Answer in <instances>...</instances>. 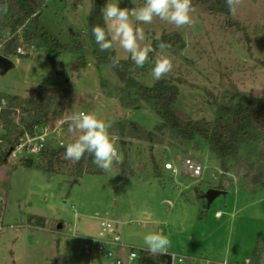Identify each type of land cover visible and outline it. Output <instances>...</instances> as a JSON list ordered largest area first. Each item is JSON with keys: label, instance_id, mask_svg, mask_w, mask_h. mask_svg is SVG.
<instances>
[{"label": "rangeland", "instance_id": "374dc122", "mask_svg": "<svg viewBox=\"0 0 264 264\" xmlns=\"http://www.w3.org/2000/svg\"><path fill=\"white\" fill-rule=\"evenodd\" d=\"M100 1L102 8L109 2ZM110 2L131 8L142 5L143 0H135V5L132 0ZM46 4L41 26L62 43L71 44L74 36L79 35L77 41L85 47L86 69L74 73L77 55L64 54L59 62L65 76H60L45 51L34 46L30 58H11L13 67L0 74V94L34 98V91L41 86L68 91L65 123H56L67 139L55 133L53 148L60 147V140L65 147L79 135L67 133L70 116L75 112H91L109 123L132 121L147 131L160 124L161 118L151 107L125 109L116 98L102 91L101 81L113 87H120L121 83L108 65L98 64L92 55L87 24L92 0H46ZM192 19L190 26L180 29L159 19L138 25L144 30L145 46L152 47L153 39L175 31L186 42L181 55L160 51L152 61L154 66L161 55L169 56L174 67L165 78L184 81L179 85V111L194 120L213 121L215 101L230 92L237 90L264 99V0H241L236 14L230 18L194 11ZM114 47L121 60L129 59L118 43L114 42ZM140 81L148 87L156 82L151 71ZM114 140L122 162L126 156V175L119 170L121 162L104 176L88 175L74 183L65 175V165L59 169L61 173L48 174L42 167L43 160L37 157L39 154L33 157L32 168L19 165L26 159L16 165H1L0 224L17 226L24 221L27 227L3 229L0 264H111L97 258L92 248L91 240L98 235L102 221L114 223L122 242L139 252L146 249L147 233L162 231L171 241L167 253L171 256H204L243 263L258 250L264 257V189L255 190L246 181L229 175L234 185L227 188V195L216 197L211 204L203 198L192 203L186 197L188 190L200 188L205 194L220 182L222 171L215 154L207 148H181L169 141L151 147L148 143L125 140L124 149L123 141ZM0 146L2 161L8 146L4 142ZM187 157L205 167L200 182L183 173L182 161ZM153 161L159 166L160 179L155 177ZM167 162L176 165L179 177L166 171ZM30 216L45 218L46 228L28 226ZM60 225L62 228H58Z\"/></svg>", "mask_w": 264, "mask_h": 264}, {"label": "trees", "instance_id": "16d2710c", "mask_svg": "<svg viewBox=\"0 0 264 264\" xmlns=\"http://www.w3.org/2000/svg\"><path fill=\"white\" fill-rule=\"evenodd\" d=\"M192 2L195 11L201 14L220 15L226 18L232 16L224 0H192ZM45 10H47L46 0H0V15L3 17L0 27L9 29L12 33L18 28H23L24 43L42 48L51 66L60 76H65L60 68V58L68 53L77 55L72 71L80 73L86 69L87 63L84 56L85 47L77 41L79 35L74 36L75 39L71 44L62 43L52 36L40 23ZM101 10V1L92 0L91 11L87 18L92 55L98 64L108 65L121 83L120 87H113L109 82L101 81L102 91L108 97L116 98L125 109H141L149 106L162 121L152 131H147L138 123L128 120L114 122L109 129L110 135L121 142L136 140L148 143L151 147L164 145L169 141L170 144L181 148L192 147L195 150L207 148L216 155L223 172L215 189L227 192V188L234 185L229 175H233L234 179L246 181V185L255 190L264 189V99L243 95L236 90L228 93L223 99L215 101L216 117L213 121L192 119L177 108L181 88L179 85L184 83L183 80L163 78L151 87L140 81L141 77L151 71L152 61L160 51L181 55L186 49L182 34L178 31L163 33L159 39H153V51L149 54V62L143 68H136L130 58L120 59L118 66H110L109 58L117 56L114 43L112 50L100 51L91 31L94 25L104 26ZM160 41L169 44L170 48L157 47ZM17 44V36H14L5 46L3 54L6 57L16 56ZM3 99L7 101V107L0 112V123L4 131L0 134V141L6 143L8 147L1 157L0 165L6 164L8 151L15 147L24 135H32L38 126L49 123L52 126L64 119L68 91L63 87L41 86L36 91L34 99L0 94V103ZM122 147L125 149L124 144ZM65 150L66 146L58 148L50 146L39 153L38 157L43 160L42 167L48 174L61 173L59 169L63 165L67 166L65 175L73 180H80L88 175L106 174L92 163L91 155L86 153L79 162H71L63 158ZM243 152L245 155L242 154ZM32 164V160L24 162V166L27 167H31ZM126 165L128 162L125 156V161L119 167L123 175H126ZM153 168L155 177L160 179L161 173L155 161ZM193 192L196 200L204 196L200 188L194 189ZM204 201L206 202L205 199ZM28 224L45 229L47 220L43 217L30 216ZM258 254L256 250L252 257L255 264L259 261ZM170 258L169 254L154 255L146 250H140L136 262L137 264H170Z\"/></svg>", "mask_w": 264, "mask_h": 264}, {"label": "clouds", "instance_id": "9594fccd", "mask_svg": "<svg viewBox=\"0 0 264 264\" xmlns=\"http://www.w3.org/2000/svg\"><path fill=\"white\" fill-rule=\"evenodd\" d=\"M229 13L235 15L241 0H224ZM135 5V0H132ZM104 26L94 25L91 29L98 49L102 52L113 49L116 42L129 54L136 68H143L149 62L152 47L143 45L145 33L139 24H151L155 19L166 22L176 29L190 26L195 11L192 0H143L142 5L131 8L120 7L119 3L107 2L102 8ZM134 18V21L133 19ZM159 39V38H157ZM160 49L170 48L166 42L157 44ZM110 66L120 64L119 56L109 58ZM173 62L167 55H161L154 62L151 75L160 81L173 70ZM111 123L91 112H75L70 116L68 134H76V139L66 145L63 158L79 162L85 154L92 156V163L100 170L107 172L114 164L122 162L115 140L109 133ZM146 251L151 254H167L171 247L170 239L162 231L150 232L144 236ZM183 258H181L182 264ZM250 264V261L246 262Z\"/></svg>", "mask_w": 264, "mask_h": 264}, {"label": "built area", "instance_id": "2783aa9c", "mask_svg": "<svg viewBox=\"0 0 264 264\" xmlns=\"http://www.w3.org/2000/svg\"><path fill=\"white\" fill-rule=\"evenodd\" d=\"M17 36V50L16 56H26L30 55L31 50L35 47L33 44H26L23 41V28H18L15 33L6 28H0V54L4 55L5 46L10 40ZM5 56V55H4ZM7 107V101L2 100L0 103V112ZM19 115V110H17ZM0 129L2 125L0 123ZM51 131L48 126H38L35 128L32 135H24L20 138L18 144L12 147V151H8L6 155V162L9 165H16L21 159H26L31 157V155H37L48 147H52ZM62 139H65L64 137ZM59 146L63 147L64 143L60 140ZM165 169L174 177H179L180 171L175 164L167 162L165 164ZM183 173L188 174L191 179L200 182L203 178L205 167L201 163H197L194 159L187 157L182 161ZM223 175V172H221ZM217 180V178H215ZM221 214H218L220 216ZM11 229H15V226H11ZM5 229L4 226L0 225V234ZM121 234L118 233L114 223L111 221H102L100 223V230L98 235L93 238L92 248L93 252L97 258L110 262L111 264H128L130 262L136 261L140 254L139 250L135 248H129L121 240ZM171 256V255H170ZM181 258H183L182 264H246L250 261V264H255L253 260L247 259L243 263H235L231 261H221L217 262L214 260L204 259V258H186L171 256L170 264H181Z\"/></svg>", "mask_w": 264, "mask_h": 264}, {"label": "crops", "instance_id": "0c3cea01", "mask_svg": "<svg viewBox=\"0 0 264 264\" xmlns=\"http://www.w3.org/2000/svg\"><path fill=\"white\" fill-rule=\"evenodd\" d=\"M18 56H12V57H9V59L11 60V58H17ZM30 58V57H29ZM17 59H19V58H17ZM37 91V90H36ZM36 91H34V92H36ZM10 95H14V96H19V97H22V98H26V97H23V96H20V95H16V94H10ZM35 96H36V93H35ZM35 98V97H34ZM34 98H26V99H34ZM57 122H60L61 124H63V123H65V120L63 119V120H61V121H57ZM56 122V123H57ZM56 123L54 124V125H50V123L49 124H47V125H44V126H48L49 128H50V131H51V137H50V139L52 140V136L55 134V133H57L58 132V136H59V138H61V136H62V138L64 137L65 138V140L67 139V134L66 133H61V131L62 130H60V129H57V127H56ZM113 139H115V138H113ZM2 144V141H0V145ZM0 148H1V146H0ZM34 156H36V155H31V157H29V158H26V161L27 160H32L33 161V164H32V166L31 167H27V166H24V163H20L19 165L20 166H24V167H27V168H32L33 167V165L35 164V158H33ZM37 157H38V155H37ZM7 163V162H6ZM7 165V164H6ZM9 165V164H8ZM0 167H1V165H0ZM15 168H16V166H15ZM79 181V180H78ZM77 181V182H78ZM77 182H74V183H77ZM189 192H188V195L191 193V192H193V191H190V190H188ZM228 193V192H227ZM188 195H186V197H188ZM195 195V194H194ZM227 195V194H226ZM1 199V198H0ZM195 199H196V197H195ZM197 201V200H196ZM218 214H221L220 212H218L216 215H217V217H220V216H218ZM0 225H2V226H4V227H7V228H9V227H11V226H5L4 224H0ZM28 226H30V225H28ZM15 227H20L21 229H23V228H25V227H27V224L26 223H24V221L22 222V224L21 225H17V226H15ZM30 227H33V226H30ZM33 228H36V227H33ZM58 228H60V226L58 227ZM61 228H62V226H61ZM41 230V229H40ZM100 230V229H99ZM95 238V237H94ZM259 256H258V258H259V261H258V263L257 264H264V257H263V255H261L260 253L258 254ZM195 257V256H194ZM194 257H188V258H194ZM195 258H204V259H209V260H214V261H217V262H221V261H224V260H215V259H213V258H208V257H204V256H200V257H195ZM252 259V258H251ZM226 260V259H225ZM226 261H231V262H235V263H239V262H237V261H235V260H226ZM15 263V262H14Z\"/></svg>", "mask_w": 264, "mask_h": 264}, {"label": "water", "instance_id": "95a60500", "mask_svg": "<svg viewBox=\"0 0 264 264\" xmlns=\"http://www.w3.org/2000/svg\"><path fill=\"white\" fill-rule=\"evenodd\" d=\"M13 67V63L12 61L4 56L0 54V74H4L5 72L9 71L11 68ZM126 144V141H123L122 144ZM13 148H11L10 151H12ZM78 180H75V182H77ZM227 192L226 191H221L215 188H210L203 196V198L208 202V204H211V202L213 200H215L216 197L220 196V195H226ZM188 199L192 202V203H196V199H195V195L194 192H191L188 195Z\"/></svg>", "mask_w": 264, "mask_h": 264}]
</instances>
